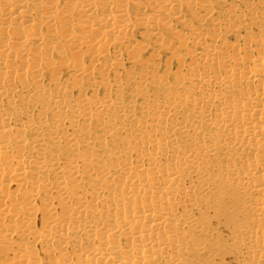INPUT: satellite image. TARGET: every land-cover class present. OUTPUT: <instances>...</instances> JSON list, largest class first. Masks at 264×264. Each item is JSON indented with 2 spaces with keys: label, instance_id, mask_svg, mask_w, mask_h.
<instances>
[{
  "label": "bare ground",
  "instance_id": "obj_1",
  "mask_svg": "<svg viewBox=\"0 0 264 264\" xmlns=\"http://www.w3.org/2000/svg\"><path fill=\"white\" fill-rule=\"evenodd\" d=\"M260 24L264 0H0V264H264V35L223 40Z\"/></svg>",
  "mask_w": 264,
  "mask_h": 264
},
{
  "label": "rangeland",
  "instance_id": "obj_2",
  "mask_svg": "<svg viewBox=\"0 0 264 264\" xmlns=\"http://www.w3.org/2000/svg\"><path fill=\"white\" fill-rule=\"evenodd\" d=\"M240 7H241V10L244 9L243 6H240ZM194 24H196V23H194ZM137 32H139V31H137ZM228 34H231V35L224 36L223 40L225 41L226 44H228L227 45L228 47H231V49H230L231 52H236V54L243 55L245 52L244 49L246 46H251L252 50L255 49V45H253V43H252L253 39L256 36L264 35V24H260L259 26H253L249 30H246L244 28H240L238 30V33L233 32V33H228ZM148 37H149V39H148L149 43L147 42L148 44H147L146 50L143 53L144 54L143 58L140 59L141 62H145V63H148L150 65L151 59L156 58L159 61V66L155 67L158 75H163L166 72H168L170 75H178L180 77L183 76L182 73L186 72L188 66L192 62V60H190V57H188V55H186L184 53H186V51H190L191 48L186 47L185 49L180 50L177 46L176 41L171 38L170 40L167 41L166 45L169 48H171L172 50L171 51L165 50L166 48L162 49V48L158 47V45H157L158 42H155V39L151 36V34H149ZM166 38H169V37L165 36L164 40ZM134 40L135 41L136 40L142 41V38L140 35L135 33ZM188 49H190V50H188ZM109 50H110V52H114V50H111V49H109ZM163 50H165V51H163ZM121 56H122L121 61H123L124 69H128L130 65L128 64L129 60H128V56H127L126 51H123V52L121 51ZM111 57L114 58V56H111ZM196 57H198V56H195L193 61L199 63V58H196ZM101 61H103V60H101ZM110 61H112V60H110ZM133 71H134V74L137 75V73L140 71L139 66L137 65L136 67H134ZM122 72H123V70H121V69L112 71L109 74V79L111 81H114L115 80L114 79L115 74L117 76H122ZM71 74H72V72H70V71L66 72L67 76H70ZM121 86H123V88H122L123 96H124V98H126V100H128L130 90H128L127 87L125 86V82L123 79H122V85ZM114 90L115 89H111L110 93H114ZM87 94H88L89 99L93 96V94L97 95V98L99 101L103 100L104 96L106 95V94H104V92L101 89L95 93H91L88 91ZM189 253H190V255H188V257L195 258L198 261L197 264H203L204 262H206V260H208L210 258V256H209L206 259V256L209 254V252H207V251H204L203 254H196L193 252H189Z\"/></svg>",
  "mask_w": 264,
  "mask_h": 264
}]
</instances>
